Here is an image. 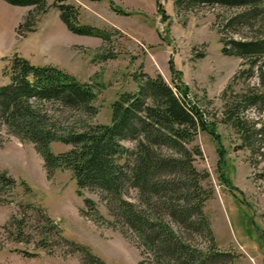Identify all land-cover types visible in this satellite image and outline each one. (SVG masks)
I'll use <instances>...</instances> for the list:
<instances>
[{
  "label": "rangeland",
  "instance_id": "374dc122",
  "mask_svg": "<svg viewBox=\"0 0 264 264\" xmlns=\"http://www.w3.org/2000/svg\"><path fill=\"white\" fill-rule=\"evenodd\" d=\"M70 3L80 10L81 26L106 30L110 40L74 34L57 8L41 14L34 6L0 0V87L9 82L4 69L15 55L34 65L57 66L97 84L99 113L94 122L99 124L111 122L112 105L121 94L138 90L136 77L161 75L173 86L187 87L216 127L213 134L200 132L194 144L203 151L197 169L210 175L206 184L213 197L205 213L218 249L234 255L235 264H264V137L258 132L264 129V106L244 113L254 128V147L245 145L223 116L237 94L264 83V67L259 69V64L252 79L234 80L244 60L223 52L232 35H257L260 18L249 20L253 28L237 20L226 28L240 9L204 5L188 12L177 8L175 0ZM125 144L136 146L131 141ZM70 149L63 143L51 144L55 154ZM0 171L14 181L0 191V264H91L71 243L88 247L107 264H139L147 257L135 234L115 225L98 192L86 190L80 197L69 170H57L49 178L35 145L7 133L1 123ZM135 195L129 191L130 199ZM85 198L97 204L103 215L99 222L86 208Z\"/></svg>",
  "mask_w": 264,
  "mask_h": 264
},
{
  "label": "trees",
  "instance_id": "16d2710c",
  "mask_svg": "<svg viewBox=\"0 0 264 264\" xmlns=\"http://www.w3.org/2000/svg\"><path fill=\"white\" fill-rule=\"evenodd\" d=\"M3 1L34 6L41 14L57 8L74 34L111 38L106 30L81 26L80 10L70 0ZM175 5L188 12L204 5L240 9L238 17L225 23L226 28L236 20L253 28L249 20L259 17L257 35H232L223 52L244 60L234 80L252 79L258 64L263 69L264 0H175ZM160 11L165 15L164 9ZM4 76L9 82L0 87V123L7 133L35 145L49 178L57 170H69L80 197L86 190L98 192L115 225L132 231L145 248L147 257L139 264H235L234 255L218 249L205 213L206 203L213 197V189L206 184L210 175L195 164L203 157L200 146L194 144L199 133L213 134L216 127L192 100L187 87L173 86L161 75L136 77L138 90L121 94L112 105L111 122L99 124L94 122L99 113V89L94 82L81 81L57 66L34 65L19 55L11 59ZM234 99L225 109L224 122L237 130L245 145L254 147V128L244 113L264 106V83L262 88L248 87ZM258 132L264 137V129ZM127 141L134 142L135 148L127 147ZM55 142L71 149L55 154L51 151ZM6 183L14 185L0 171V191ZM132 190L134 200L128 196ZM84 201L96 222L103 219L95 201ZM45 220L54 227L46 215ZM71 244L89 263L107 264L88 247Z\"/></svg>",
  "mask_w": 264,
  "mask_h": 264
}]
</instances>
